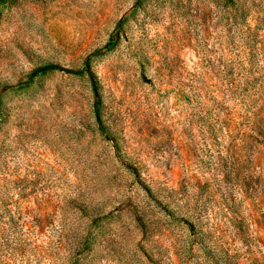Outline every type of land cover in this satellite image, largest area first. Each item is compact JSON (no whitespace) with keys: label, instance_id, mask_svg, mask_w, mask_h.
Wrapping results in <instances>:
<instances>
[{"label":"rangeland","instance_id":"rangeland-1","mask_svg":"<svg viewBox=\"0 0 264 264\" xmlns=\"http://www.w3.org/2000/svg\"><path fill=\"white\" fill-rule=\"evenodd\" d=\"M0 264H264V0H0Z\"/></svg>","mask_w":264,"mask_h":264}]
</instances>
